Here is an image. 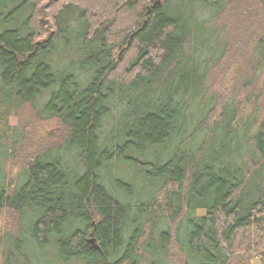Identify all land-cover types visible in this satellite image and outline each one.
Listing matches in <instances>:
<instances>
[{
	"label": "trees",
	"instance_id": "1",
	"mask_svg": "<svg viewBox=\"0 0 264 264\" xmlns=\"http://www.w3.org/2000/svg\"><path fill=\"white\" fill-rule=\"evenodd\" d=\"M251 1L0 0V142L22 106L61 137L20 163L11 133L13 184L0 147L2 264H264V100L209 125L201 88ZM243 51L252 87L264 31Z\"/></svg>",
	"mask_w": 264,
	"mask_h": 264
},
{
	"label": "rangeland",
	"instance_id": "2",
	"mask_svg": "<svg viewBox=\"0 0 264 264\" xmlns=\"http://www.w3.org/2000/svg\"><path fill=\"white\" fill-rule=\"evenodd\" d=\"M255 1L256 0H252L250 2L251 7H249V9H247V11L244 13L246 18L248 17V20L245 21L246 24L243 25L242 14H239L242 12V10L230 12L228 16L226 15V17L222 19V23H224L227 33L226 41L229 40L228 47L226 48L222 59H219L218 62L216 61L217 66H213L210 69L208 76L205 78V82H203L204 84L201 85V88L205 90L206 94L215 95L217 99L214 101L215 106L212 109V115L206 122L209 125L215 121H219V116H221L222 113V106L225 105V103L231 98H233L231 99V104L233 106L241 103L242 112L240 114L242 117H245L250 113L252 107L251 103L253 102L251 96L248 100L246 98H248L249 95H253L255 98L257 95L255 100L259 106L256 112L262 116V101L264 100V72L263 75L259 76L258 81L253 84L252 87L251 85H244L245 80L248 79V77H251V69L246 64L248 59H246L247 55L245 52L248 50L246 49V51H243V48L248 45H252V43L264 31V12L253 5V2ZM199 66L200 65H198V67ZM200 102L197 104L198 109L196 111L195 120L196 117L200 116L199 114L202 113V110H205L206 113L208 111L205 109V101L202 104ZM217 102L220 105L218 108L216 106ZM192 109L190 108L189 112H191ZM34 116V113L28 106H22L17 111L10 114L6 119L5 133L3 136L9 139L7 140L5 138L2 142H0V147L2 146V151L4 150L6 155L3 158V164H1V167L3 168L2 172H5L6 181L12 180V184L13 182H16L14 178L19 172V166H13L12 158L9 156L11 153V133L14 131L15 133H23V135L21 133L22 138L19 140L21 142L18 149V159L14 158L20 163L27 159L29 155L33 156L32 154L36 149H43L42 145L45 146L44 148L49 147L55 142H59L61 138L59 137L60 126L57 125L56 119L49 118L41 120L35 118L36 116ZM195 124L197 125L196 121L191 122V127L194 126L195 128ZM1 128L2 126L0 125V129ZM210 128H213V126ZM250 131H253V129ZM202 133L203 132L201 128L195 136L196 139H199L197 137L201 138ZM21 159L23 160L21 161ZM15 227H17L15 215L7 209L2 210L0 212V239H2V236H4V234L7 232L14 234ZM2 262L3 261L0 254V264H2ZM242 263L243 260H241V258H232L229 259L227 264ZM251 263L255 264V262Z\"/></svg>",
	"mask_w": 264,
	"mask_h": 264
},
{
	"label": "water",
	"instance_id": "3",
	"mask_svg": "<svg viewBox=\"0 0 264 264\" xmlns=\"http://www.w3.org/2000/svg\"><path fill=\"white\" fill-rule=\"evenodd\" d=\"M159 3V1H155V4H158ZM152 7H154V4H152ZM149 7L147 8V12L149 11ZM88 242L90 243V244H94V240L91 238V239H89L88 240Z\"/></svg>",
	"mask_w": 264,
	"mask_h": 264
}]
</instances>
